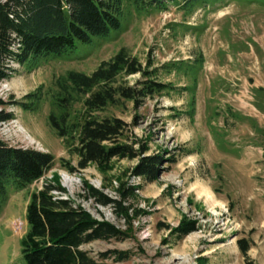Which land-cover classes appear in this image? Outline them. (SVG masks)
Segmentation results:
<instances>
[{
	"label": "rangeland",
	"instance_id": "rangeland-1",
	"mask_svg": "<svg viewBox=\"0 0 264 264\" xmlns=\"http://www.w3.org/2000/svg\"><path fill=\"white\" fill-rule=\"evenodd\" d=\"M122 24L115 37L75 41L74 47L40 60L32 69L12 62L10 76L0 79L5 102L0 108L11 114L0 122V139L53 156L50 168L25 188L10 192L0 211V264H23L18 239L25 230L28 194L52 180L63 189L51 190L53 195L129 231L125 238L81 244L94 257L108 250L129 253L120 261L107 255L103 264H264V158L258 131L264 129V0H218L189 14L173 4L147 15L129 8ZM119 47L141 62L151 59L153 66L194 59L198 53L202 57L191 118L185 112L187 81L173 71H159V79L174 90L146 97L136 109L119 99L97 112L127 123L119 141L135 138L146 146L144 155L173 156L152 181L132 174L137 157H113L103 169L89 163L67 170L59 159L75 167L76 156L47 124L46 97L34 111L11 103L37 88L55 90V79L68 70L89 73ZM137 78L125 77L129 84ZM86 185L115 199L126 217L117 206L97 203ZM121 185L132 188L125 198L118 194ZM188 222L191 229L178 235L175 228ZM240 244L246 246L244 254Z\"/></svg>",
	"mask_w": 264,
	"mask_h": 264
},
{
	"label": "trees",
	"instance_id": "trees-1",
	"mask_svg": "<svg viewBox=\"0 0 264 264\" xmlns=\"http://www.w3.org/2000/svg\"><path fill=\"white\" fill-rule=\"evenodd\" d=\"M216 1L0 0V79L10 76L12 62L32 69L40 60L74 47L75 41L87 43L92 36L115 37L123 30L124 9L131 8L136 15H147L151 10L173 4L189 14L196 6H207ZM201 65L199 53L194 59L169 60L153 66L151 59L141 62L119 47L89 73L68 70L55 79V90L44 93L37 88L11 103L22 110L34 111L46 97L49 106L47 124L57 137L63 139L67 152L76 156L75 167L63 158L59 159L60 165L67 170L84 168L89 163L103 169L113 157H137L132 174L152 181L161 164L167 160L173 162V156L164 159L160 153L144 155L146 146L135 138L129 142L119 141L127 123L119 117L100 116L97 112L119 99L131 102L136 109L146 97L174 90L170 82L159 79V71H173L187 81L183 87L189 93L185 112L191 118ZM132 74H138V78L129 84L125 77ZM4 104L0 99V107ZM227 110L230 109L227 107ZM230 114L240 118L238 113ZM10 118L11 114L0 108V122ZM258 131L263 138L261 156L264 158V129ZM134 143L138 144L137 148L133 147ZM52 160L53 156L48 152L10 145L0 139V211L10 192L21 190L41 177L50 168ZM51 190L63 192L52 180L28 194L23 215L25 230L18 239L23 264H103L107 255H112L114 261L129 256L126 250H108L94 257L80 248L81 244L95 239L125 238L129 231L106 220H96L80 206H73L69 199L53 195ZM131 190V187L122 186L118 194L125 198ZM86 192L99 204L117 206V212L126 217L125 209L115 199L90 185H86ZM191 227L190 222L181 223L175 231L182 236ZM238 247L244 254L246 246L240 244Z\"/></svg>",
	"mask_w": 264,
	"mask_h": 264
},
{
	"label": "bare ground",
	"instance_id": "bare-ground-1",
	"mask_svg": "<svg viewBox=\"0 0 264 264\" xmlns=\"http://www.w3.org/2000/svg\"><path fill=\"white\" fill-rule=\"evenodd\" d=\"M19 128H20L21 131H23V128H22L21 126H19ZM26 138H27L30 142H32V140H33V139H32L30 136H28V135L26 136ZM64 178H65V180H69L65 175H64Z\"/></svg>",
	"mask_w": 264,
	"mask_h": 264
},
{
	"label": "built area",
	"instance_id": "built-area-1",
	"mask_svg": "<svg viewBox=\"0 0 264 264\" xmlns=\"http://www.w3.org/2000/svg\"><path fill=\"white\" fill-rule=\"evenodd\" d=\"M14 224H15V226H18V225H20V224H21V222H20V221H18V222H15Z\"/></svg>",
	"mask_w": 264,
	"mask_h": 264
}]
</instances>
